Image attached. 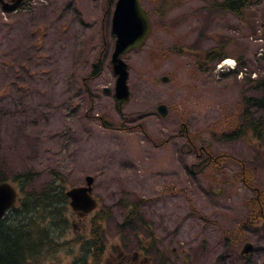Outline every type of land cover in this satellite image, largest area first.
I'll return each mask as SVG.
<instances>
[{
  "label": "rangeland",
  "instance_id": "1",
  "mask_svg": "<svg viewBox=\"0 0 264 264\" xmlns=\"http://www.w3.org/2000/svg\"><path fill=\"white\" fill-rule=\"evenodd\" d=\"M113 1L27 0L10 12L0 4L1 177L33 172L35 192L53 176L70 188L90 175L98 200L85 218L67 211L69 228L45 262L95 264L80 246L104 208L103 264L122 261L121 250L126 264H264V219L236 229L264 200V135L226 137L242 98L262 92L264 0L240 16L214 5L221 0H140L152 29L124 56L130 99L121 108ZM214 48L223 53L208 60ZM224 57L236 71L219 66ZM248 107L264 126V107ZM200 146L221 157L217 168ZM242 163L254 186L239 176ZM134 208L150 231L135 217L124 229ZM244 241L255 248L241 256ZM139 246L147 250L136 258Z\"/></svg>",
  "mask_w": 264,
  "mask_h": 264
},
{
  "label": "trees",
  "instance_id": "2",
  "mask_svg": "<svg viewBox=\"0 0 264 264\" xmlns=\"http://www.w3.org/2000/svg\"><path fill=\"white\" fill-rule=\"evenodd\" d=\"M253 1L221 0L215 2L214 5L220 10L229 11L240 16ZM222 53L223 51H219V48H214L207 53V58L208 60L212 58L216 60L220 58ZM261 85V95L253 100L256 105L259 104L264 107V82ZM251 101V98H245L246 107L242 110V118L239 122L233 121L230 124L232 128L227 138L248 137L250 130H254L258 137L264 135V126H262L261 119L256 121V126H254V123L249 122L248 106ZM213 166H217V164L215 163ZM240 176L251 184V172L248 168L245 171L244 167ZM32 178H34V174L29 171L14 174L11 177V180L18 184L22 196L19 203L12 207L0 221V264H45L44 257L59 247L60 237L69 228L67 199L62 188L58 185L60 181L57 179L49 181L40 190L33 192L34 190L30 191L28 189ZM0 179H3L1 174ZM260 207L258 201H256L253 207L255 218L261 219L264 217ZM132 214L133 217H137L138 221H143L147 226V230L150 231V227L139 216L135 208L132 210ZM106 217L107 215H100L95 220L93 219V223H95L92 227L93 241L90 240V244L88 242L89 248L85 249V253L94 247L96 251L93 256L101 254L105 246L102 224ZM250 221L252 220L246 218L240 221V224L246 225L245 223H250Z\"/></svg>",
  "mask_w": 264,
  "mask_h": 264
},
{
  "label": "water",
  "instance_id": "3",
  "mask_svg": "<svg viewBox=\"0 0 264 264\" xmlns=\"http://www.w3.org/2000/svg\"><path fill=\"white\" fill-rule=\"evenodd\" d=\"M21 0H12L3 6L7 9L13 8ZM112 32L115 35V46L111 56L112 69L116 75L115 97L119 105L129 100V87L127 85L128 64L122 56L134 47L142 46L150 32V21L139 0H117L112 16ZM163 80H167L163 77ZM159 111L167 114L164 104L158 106ZM93 178L86 177V186L72 187L66 192L71 199L70 206L75 211L88 213L95 209L96 200L91 196V184ZM18 192L15 186L7 181H0V220L6 212L17 202ZM253 249L250 243H245L241 253Z\"/></svg>",
  "mask_w": 264,
  "mask_h": 264
},
{
  "label": "flooded vegetation",
  "instance_id": "4",
  "mask_svg": "<svg viewBox=\"0 0 264 264\" xmlns=\"http://www.w3.org/2000/svg\"><path fill=\"white\" fill-rule=\"evenodd\" d=\"M110 3V2H109ZM112 4V3H111ZM115 4V1H113V5ZM113 5H112V7H113ZM204 159H207V156L206 157H204ZM139 242H140V239H139ZM118 245V244H117ZM119 246V245H118ZM124 248H126L124 245H122ZM120 247V246H119ZM125 250V249H124ZM96 251V249L93 247V253ZM105 251H106V245L103 247V249H102V252H101V254H100V256L101 255H104V253H105ZM140 253H142L143 255H144V248H143V250H141V247L139 246L138 247V250H137V252H135L134 253V256L136 257V258H139V254ZM98 257V256H93V258H101V257ZM146 257V256H145ZM144 257V258H145ZM120 258H122L121 260L122 261H120V262H118V264H126L125 262H126V258H127V256H126V254H125V252L123 251V250H121V257ZM95 264H98L97 262H95Z\"/></svg>",
  "mask_w": 264,
  "mask_h": 264
},
{
  "label": "bare ground",
  "instance_id": "5",
  "mask_svg": "<svg viewBox=\"0 0 264 264\" xmlns=\"http://www.w3.org/2000/svg\"><path fill=\"white\" fill-rule=\"evenodd\" d=\"M226 62H230V60H227ZM257 121V120H256ZM26 179V178H25ZM63 202V201H62Z\"/></svg>",
  "mask_w": 264,
  "mask_h": 264
}]
</instances>
